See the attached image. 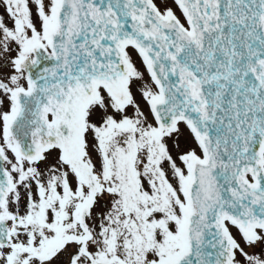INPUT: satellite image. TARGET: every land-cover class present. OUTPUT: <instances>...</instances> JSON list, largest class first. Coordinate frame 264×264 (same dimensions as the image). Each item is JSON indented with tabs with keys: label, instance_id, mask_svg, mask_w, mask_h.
<instances>
[{
	"label": "snow or ice",
	"instance_id": "1",
	"mask_svg": "<svg viewBox=\"0 0 264 264\" xmlns=\"http://www.w3.org/2000/svg\"><path fill=\"white\" fill-rule=\"evenodd\" d=\"M0 264H264V0H0Z\"/></svg>",
	"mask_w": 264,
	"mask_h": 264
}]
</instances>
